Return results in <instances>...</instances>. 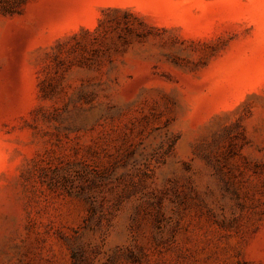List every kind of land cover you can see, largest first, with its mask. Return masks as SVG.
Masks as SVG:
<instances>
[{"label":"rangeland","instance_id":"1","mask_svg":"<svg viewBox=\"0 0 264 264\" xmlns=\"http://www.w3.org/2000/svg\"><path fill=\"white\" fill-rule=\"evenodd\" d=\"M0 264H264V0H0Z\"/></svg>","mask_w":264,"mask_h":264}]
</instances>
